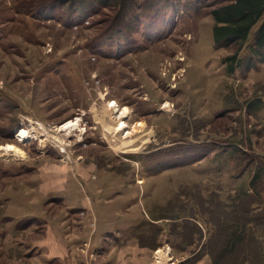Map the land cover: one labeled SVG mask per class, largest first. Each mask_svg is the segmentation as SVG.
Instances as JSON below:
<instances>
[{
  "label": "rangeland",
  "instance_id": "obj_1",
  "mask_svg": "<svg viewBox=\"0 0 264 264\" xmlns=\"http://www.w3.org/2000/svg\"><path fill=\"white\" fill-rule=\"evenodd\" d=\"M224 3L0 0V264H101L99 199L123 202L129 244L159 242L134 264H211L212 220L246 193L242 209H264V15L243 44H216ZM123 109L125 132H107Z\"/></svg>",
  "mask_w": 264,
  "mask_h": 264
},
{
  "label": "trees",
  "instance_id": "obj_2",
  "mask_svg": "<svg viewBox=\"0 0 264 264\" xmlns=\"http://www.w3.org/2000/svg\"><path fill=\"white\" fill-rule=\"evenodd\" d=\"M97 1L105 5H121L124 9L128 3H134V0ZM223 1L222 6L211 11L215 22L214 41L223 46L243 44L251 27L264 15V0ZM253 45L259 50L264 49V18L256 31ZM252 195L246 193L242 198H252ZM244 199L235 200L237 203L232 206L228 204L230 212H222L218 219L212 220L214 225H210L205 249L211 264H264V209L261 206L242 209ZM214 243L215 248L211 246ZM198 260H190L188 264Z\"/></svg>",
  "mask_w": 264,
  "mask_h": 264
},
{
  "label": "crops",
  "instance_id": "obj_3",
  "mask_svg": "<svg viewBox=\"0 0 264 264\" xmlns=\"http://www.w3.org/2000/svg\"><path fill=\"white\" fill-rule=\"evenodd\" d=\"M116 198H113L111 200L109 199L108 200H101V199L96 200L95 202L96 205H95V208L93 209V211L95 212L93 213L95 234L93 235L94 238L92 240L90 239L88 242H90V245L96 246L94 251L96 252V255L99 258H102L101 264H134L136 259H131V257L129 258L126 256L131 251L135 252L136 254L137 253L144 254V253H148L154 250H162V249H157L159 246L158 245L159 242H156L153 247L139 246L138 244H134V245L129 244V241H127V236L133 234L132 236H130V239L134 240L136 233H129L128 232L129 230L126 231V233H122V231L117 229L116 226H117L118 221L119 222L129 221V219H132V218H130L129 216H126L125 214L126 210L123 208L121 204L123 202L120 203L118 199L116 200ZM117 205L122 206V207L118 208ZM89 219H90V216L88 215L87 220ZM150 222H154L155 224V221H151V219H150ZM108 235H113L111 237L113 241L108 240L106 238V236ZM124 241L126 242V244L123 243ZM72 243L73 241L70 240V243L66 244L65 251L69 252L70 254L68 256L69 258L74 259L76 257L74 253L76 252V250H78V248H82L83 245L79 247V246L73 245ZM62 252H63V249H62ZM53 253H55V251ZM63 254H66V253L63 252ZM165 254L166 253L164 252L163 255ZM168 255L172 257L171 252ZM175 260H176L175 264H177L179 261L177 259ZM137 263L138 264H156V262L152 260L149 261L145 259L144 260L140 259ZM65 264H77V262L75 260L73 261L71 260L69 261V263L67 262ZM161 264H164V261L163 262L161 261Z\"/></svg>",
  "mask_w": 264,
  "mask_h": 264
},
{
  "label": "bare ground",
  "instance_id": "obj_4",
  "mask_svg": "<svg viewBox=\"0 0 264 264\" xmlns=\"http://www.w3.org/2000/svg\"><path fill=\"white\" fill-rule=\"evenodd\" d=\"M107 108L110 109L111 111H113L116 114V111H117L116 108L117 107H116L115 103H111L110 105H107ZM125 116H126V110L123 109L120 112V114L118 115V117H117L119 119V121L117 122L115 128H113V129L111 127L106 128L105 127L106 125H105L104 126L105 130L107 132L113 130V131L116 132V135L117 134H123L125 132L126 128H127V125L122 120ZM77 125H78L77 121L76 122H73V121L72 122H68L64 126H62L60 128V130L67 132V130L70 131L72 129H75L77 127ZM139 125H141V124H139ZM126 137H128V134H126ZM26 138H28V135H27V133L24 130H20V131L17 132V139H20V140L23 141ZM126 144L129 145V144H132V142L131 143L129 141L123 142V140H122V141H120V143H117V145H115L114 148H115L116 151H121V150L125 149L124 145H126ZM7 149H8V151H18L19 150L17 147L12 146V145H8Z\"/></svg>",
  "mask_w": 264,
  "mask_h": 264
}]
</instances>
